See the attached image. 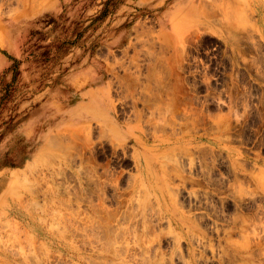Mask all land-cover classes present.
<instances>
[{
	"label": "rangeland",
	"instance_id": "1",
	"mask_svg": "<svg viewBox=\"0 0 264 264\" xmlns=\"http://www.w3.org/2000/svg\"><path fill=\"white\" fill-rule=\"evenodd\" d=\"M0 264H264V0H0Z\"/></svg>",
	"mask_w": 264,
	"mask_h": 264
},
{
	"label": "bare ground",
	"instance_id": "2",
	"mask_svg": "<svg viewBox=\"0 0 264 264\" xmlns=\"http://www.w3.org/2000/svg\"><path fill=\"white\" fill-rule=\"evenodd\" d=\"M78 197V196H77ZM79 198V197H78ZM63 204V203H62ZM71 210V209H70ZM54 213V212H53ZM100 219V218H99ZM63 220V219H62ZM110 225V224H109ZM98 227H100V225L98 226ZM111 229V228H110ZM95 230V229H94ZM94 230H92V231H94ZM111 231H113V230H111ZM111 233V232H110ZM122 237V236H121ZM110 240V239H109ZM104 242V241H103ZM75 258V257H74Z\"/></svg>",
	"mask_w": 264,
	"mask_h": 264
},
{
	"label": "trees",
	"instance_id": "3",
	"mask_svg": "<svg viewBox=\"0 0 264 264\" xmlns=\"http://www.w3.org/2000/svg\"><path fill=\"white\" fill-rule=\"evenodd\" d=\"M14 68H17V65L16 64L14 65Z\"/></svg>",
	"mask_w": 264,
	"mask_h": 264
}]
</instances>
